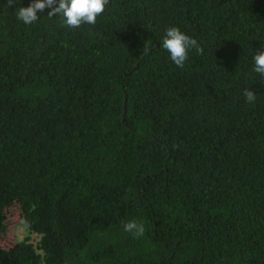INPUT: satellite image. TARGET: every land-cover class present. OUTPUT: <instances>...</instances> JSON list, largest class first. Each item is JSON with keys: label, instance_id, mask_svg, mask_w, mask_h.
Masks as SVG:
<instances>
[{"label": "trees", "instance_id": "16d2710c", "mask_svg": "<svg viewBox=\"0 0 264 264\" xmlns=\"http://www.w3.org/2000/svg\"><path fill=\"white\" fill-rule=\"evenodd\" d=\"M14 11L0 0V236L12 203L27 234L0 264H264V0H109L76 29ZM170 24L200 45L183 67Z\"/></svg>", "mask_w": 264, "mask_h": 264}, {"label": "clouds", "instance_id": "9594fccd", "mask_svg": "<svg viewBox=\"0 0 264 264\" xmlns=\"http://www.w3.org/2000/svg\"><path fill=\"white\" fill-rule=\"evenodd\" d=\"M108 2L109 0H30L27 6H22L23 0H7V5L9 8L15 5V17L25 26L35 24L40 19L38 14L49 9L47 17L58 18L64 27L76 29L82 25H95L105 12ZM159 47L177 67L185 65L193 49L198 52L201 50L198 40L175 24L164 28L159 38ZM145 51H150V48ZM251 60L252 73L264 77V51L255 52ZM242 95L248 104L257 102V95L248 87L244 88ZM123 230L135 238H141L145 235L146 226L143 221L130 219L123 222Z\"/></svg>", "mask_w": 264, "mask_h": 264}, {"label": "rangeland", "instance_id": "374dc122", "mask_svg": "<svg viewBox=\"0 0 264 264\" xmlns=\"http://www.w3.org/2000/svg\"><path fill=\"white\" fill-rule=\"evenodd\" d=\"M26 234V230L19 224L18 204L12 203L6 209V232L0 236V245L8 248L17 239L23 238ZM30 240L35 242L37 236L31 235Z\"/></svg>", "mask_w": 264, "mask_h": 264}]
</instances>
